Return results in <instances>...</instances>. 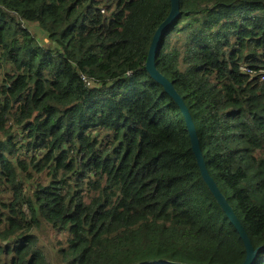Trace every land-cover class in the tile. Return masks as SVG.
Here are the masks:
<instances>
[{
    "label": "trees",
    "instance_id": "obj_1",
    "mask_svg": "<svg viewBox=\"0 0 264 264\" xmlns=\"http://www.w3.org/2000/svg\"><path fill=\"white\" fill-rule=\"evenodd\" d=\"M178 6L155 68L191 116L251 264H264V0ZM169 11L170 0H0L3 264H50L40 221L67 234L62 264L244 262L179 107L145 70Z\"/></svg>",
    "mask_w": 264,
    "mask_h": 264
},
{
    "label": "water",
    "instance_id": "obj_2",
    "mask_svg": "<svg viewBox=\"0 0 264 264\" xmlns=\"http://www.w3.org/2000/svg\"><path fill=\"white\" fill-rule=\"evenodd\" d=\"M178 10H179L178 0H170L169 14L167 18L157 28V30L155 31L152 37L148 55H147L146 64H145V70L152 79L157 81L162 86L164 92L167 93L179 107L184 117V120H185V124H186L189 138H190L191 150L195 156L196 163L200 170L201 176L204 182L206 183L207 187L209 188V190L214 195L216 201L220 205L225 215L230 219L231 223L233 224L235 230L237 231L239 235L240 240L242 241L244 245L245 260L242 264H251L252 260L255 257V251L253 250L243 227L235 218L231 208L228 206L226 200L224 199L222 194L219 192L215 182L213 181V179L209 176L207 172V169H206L203 157H202V153L198 146L197 135L194 129V125L192 123L191 116L189 115L188 110L186 106L184 105V103L182 102V100L179 98V96L176 94V92L172 88L171 83L167 81L155 68L154 60H155L156 52L159 48L160 40L162 37V32L167 27V25H169L174 20V18L177 16ZM158 263H161V262H158ZM172 264H177V263H172Z\"/></svg>",
    "mask_w": 264,
    "mask_h": 264
},
{
    "label": "rangeland",
    "instance_id": "obj_3",
    "mask_svg": "<svg viewBox=\"0 0 264 264\" xmlns=\"http://www.w3.org/2000/svg\"><path fill=\"white\" fill-rule=\"evenodd\" d=\"M31 33L34 34V37L39 41L40 44H43L46 40V35L38 28L36 24L30 25ZM2 77V70H0V80ZM32 179L35 180V183L45 184L47 182V176L43 174H34ZM25 187V193L30 195L32 190L31 182H23ZM40 227L34 231V235L37 239V245L44 254L46 260L50 264H62L59 258V250L67 246V234H59L55 232L50 225L46 224L43 221H40ZM7 258L2 256L0 258V264H3Z\"/></svg>",
    "mask_w": 264,
    "mask_h": 264
},
{
    "label": "built area",
    "instance_id": "obj_4",
    "mask_svg": "<svg viewBox=\"0 0 264 264\" xmlns=\"http://www.w3.org/2000/svg\"><path fill=\"white\" fill-rule=\"evenodd\" d=\"M242 70H243L244 73H246L248 75H251V76L255 75V74L252 73V70H250L248 68H243ZM259 80L260 81H264V74L260 75Z\"/></svg>",
    "mask_w": 264,
    "mask_h": 264
}]
</instances>
